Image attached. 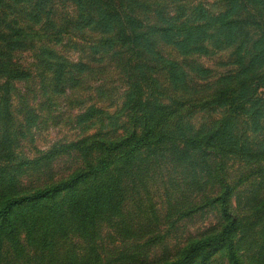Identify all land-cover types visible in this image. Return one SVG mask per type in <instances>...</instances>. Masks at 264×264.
I'll list each match as a JSON object with an SVG mask.
<instances>
[{
  "label": "trees",
  "instance_id": "trees-1",
  "mask_svg": "<svg viewBox=\"0 0 264 264\" xmlns=\"http://www.w3.org/2000/svg\"><path fill=\"white\" fill-rule=\"evenodd\" d=\"M76 1L78 7L72 13L76 19L68 18L67 26L110 33L95 48H116L117 54L128 55V87L122 104L125 119L120 126L114 119L111 129L104 130L107 126L102 124L92 135L33 159L18 160L8 126L10 95L17 81L29 77L30 69L8 57L12 39L3 40L8 52L0 45V264H108L100 255L98 239L107 225L123 217L130 194L128 183L152 178L151 167L171 149L175 158L191 166L188 177L199 193L197 207L214 211L216 222L188 241L175 257L159 264H264V198L256 204L252 199L233 200L244 180L242 174L235 177L226 168L228 155L234 150L241 153L234 121L264 88V0H219L221 4L215 8L195 0L188 11L177 8L180 20L165 18L159 0L155 6L150 0H129L127 4L95 0L97 8ZM152 12L162 21L147 27L140 13ZM145 30L160 43L174 44L184 53H207L210 46L221 49L235 44L237 67L222 77L234 80V85H224L212 96L211 103L222 107V112L208 126L188 135L173 128L171 119L181 100L145 93L135 79L132 62L137 59L146 68L165 67L167 85H184L179 63L163 57ZM45 54L57 57L55 63H40L44 72L52 71L47 82L54 91L80 79L78 74L69 76L71 67L62 57ZM93 110L88 114L99 115L98 121L103 123V111ZM58 160L68 165L63 170L68 172L49 177L47 168ZM142 233L129 231L127 236ZM75 240L77 249L63 250ZM135 253L137 249L129 247L123 257L130 259Z\"/></svg>",
  "mask_w": 264,
  "mask_h": 264
},
{
  "label": "rangeland",
  "instance_id": "rangeland-1",
  "mask_svg": "<svg viewBox=\"0 0 264 264\" xmlns=\"http://www.w3.org/2000/svg\"><path fill=\"white\" fill-rule=\"evenodd\" d=\"M123 1L127 4L129 0H111L116 4ZM150 1L155 6L158 0ZM194 1L159 0L158 3L165 18L180 20L177 8L181 6L188 11ZM203 1L211 3V8L221 4L219 0ZM81 3L97 8L95 0H82ZM172 4L176 5L175 9ZM76 7V0H0L2 51L8 52L3 40L11 38L12 49L7 53L8 57L30 69L29 77L17 81L10 95L8 126L12 129V148L18 160L22 157L33 159L81 136L92 135L102 124L107 126L104 130L111 129L114 119L120 126L125 119L122 104L128 87V55L125 52L117 54L116 48L109 51L95 48L96 42L110 33L89 27L82 30L68 27V18L76 19L72 15ZM140 16L147 27L159 23L160 18L162 21V17L153 12L140 13ZM144 34L151 35L146 30ZM149 37L163 57L179 63L184 73V85H167L165 67L158 64L146 68L137 59L132 62L135 79L145 93L181 100L180 108L171 119L173 128L183 129L188 135L208 126L222 112V107L211 103L212 96L224 85H234V80L222 77L237 67L235 44L221 49L210 46L207 53H184L174 44H162L154 35ZM45 53L62 57L71 67L69 76L73 78L78 74L80 79L54 91L47 82L52 71L48 68L44 72L40 63H55L57 57ZM2 82L0 79V87ZM92 109L103 111L100 115L103 123L98 121L99 115L88 114L94 112ZM0 125L3 127L2 121ZM170 131L180 134L176 130ZM233 133L239 139L237 145L241 153L235 154L237 145H234L233 154L226 158V168L235 177L242 174L244 180L233 200L239 197L242 201L252 199L256 204L264 198V88L258 90L248 109L236 118ZM175 155V151L169 150L157 165L151 167L153 176L145 183H128L130 194L123 217L107 225L98 239L103 261L108 264H159L175 257L188 241L198 237L210 224H215L214 211L197 207L199 193L197 187L190 185L191 177H188L191 166H186L185 160L175 158ZM66 168L68 165L58 160L46 171L49 177L57 178L68 172L63 171ZM129 231L143 233L130 238L127 236ZM77 242L82 241L78 239ZM78 243L76 240L70 242L63 250L77 249ZM129 247L137 249L136 257H123Z\"/></svg>",
  "mask_w": 264,
  "mask_h": 264
}]
</instances>
